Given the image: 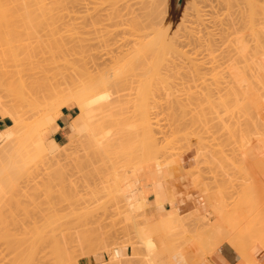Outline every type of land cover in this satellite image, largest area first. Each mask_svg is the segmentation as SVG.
<instances>
[{
    "label": "rangeland",
    "instance_id": "obj_1",
    "mask_svg": "<svg viewBox=\"0 0 264 264\" xmlns=\"http://www.w3.org/2000/svg\"><path fill=\"white\" fill-rule=\"evenodd\" d=\"M22 1L25 2L26 0H22ZM28 1L30 2L31 0H28ZM183 1L184 0H168V8H169L170 13H169L168 22L166 23V27L170 26L169 27L170 29H168L169 33L175 30V26L179 21L180 14H181L182 9H183ZM56 2H57V0H56ZM85 2L86 1L84 0L82 2V4ZM75 3L72 2V0H71V3L69 1L66 3L67 9H68V6L70 5L69 6L70 8L68 9L69 11H67L65 6H64V8L66 9V11L61 9L62 12L60 13L59 12L60 9L58 12L56 10L57 16L54 13V21L58 20L57 21L58 24H57V22L56 23L54 22L55 23L54 26H36L35 29H33V30L32 29L27 30L25 28L17 26L19 24H15L16 27H9V29H5V28L0 29V35H3L4 33H7V32L14 34V36H16L17 39L25 41L23 43H27V45H28V46L26 45L24 47H21L19 49L27 50L31 54L33 53L34 55H38L41 52L42 48H43L42 51H44V52H47L48 50H52L54 52L61 50L63 52L72 53V51L79 50L78 47H80V50H81V47L83 49V46H84V49H87V50H84V53L93 54L97 49L96 47H99L98 44H101V42L95 41L97 39V35H100V33L95 34V31H93L94 29L91 31V30H89L90 28H87L86 30H85V28H83V23H84L85 19L87 18L86 17L87 13L83 10L84 9L83 6L80 5V7H81L80 8ZM74 4H75V6H74ZM71 5H72V7H71ZM162 5L163 4L161 3L159 6H162ZM90 6L92 7V5H90ZM164 6L165 5H163L161 7L164 9H159V11L161 10L162 12L160 11L159 13H156V15L158 14L159 16L160 15L163 16L164 14H168L166 12L167 9H165L166 6L165 7ZM173 7L174 8L176 7V8L174 9ZM70 9H72V10H70ZM171 10H172V12H171ZM71 11H73V12H71ZM74 11H76L77 13H75ZM163 11H165V13ZM84 13L86 15H84ZM77 14L78 15L80 14V16H78ZM58 15L61 18H59ZM69 15L72 16V18ZM20 16H21V14H20ZM62 16H63V19H62ZM67 16H69V17H67ZM61 19H62V21H61ZM61 23H63V26H61L62 25ZM58 25H60V26H58ZM69 25L71 26V28L67 27ZM64 26L67 28H65ZM75 27L77 28V30L75 29ZM259 27H261V28L259 29ZM205 28H207V27H202L198 30H197V28H195L193 30H195L197 32L199 30L202 31V29H203V31L206 35V33H208V31ZM210 28L211 27H208V30ZM251 28L247 29L246 31L244 30V32H242V28H241V30H240V28L238 29L241 32L238 30L234 31L233 32L234 35L233 34L232 35L235 38L237 37V39L233 38V36L231 34L226 33L227 34L226 40H228V38L230 36L232 37V38L231 37L229 38L230 40L234 39L231 41L229 40L233 44V45L231 44V47L229 46L230 42L229 41L226 42V40H225L226 36H225V38L224 37L222 38L223 41L225 40L226 43L220 40L222 43L226 44V46H223L224 44H222V43H221L222 46H220V42L216 43L215 51L218 49L217 53H220V54H217V56L219 55L216 58L218 60H214V63H215V61H217L218 63H215L216 67L213 64L214 68L210 69V67H209L208 72H206V73H209V70H211L210 73L212 72L214 74L206 75V73H204V75H203L204 82L203 81L202 82L189 81V80H192L193 78L192 79L189 78V80H187V78H188L187 73H190V72H188V70H186L187 71L186 72L185 69L183 71V67L188 66L190 64L189 61L191 62V58L194 59V57H192V55H190L191 58H189L190 60L188 59L189 60L188 61L187 56L188 57H190V56L188 54H185V53H187V52H185V48H184V50L182 49L183 52H185V53H183V52L182 53L185 56L187 55L185 57L186 61H188V62H186L187 65L184 64L185 66H183V65H181L182 63L181 64L179 63L181 65L179 68H178L179 64L177 65V68H173L171 65L172 69L169 70V68H168L169 71L167 70L166 72H165V70L162 72V70H161L162 67H161L160 70L162 73H160L159 72L160 70H159L157 72L158 74L156 73L157 74L156 76L149 77V76H152L150 74L151 73L150 72L149 73L150 75L142 77L140 79V81H143L141 83V86H143V84H144V86H143L144 90L143 91H145L146 89H149V88H147L149 86H150V88L151 87L153 88V86H155L158 82H160V85L156 86V88L158 87V89H156L155 87L154 88L156 91L157 90L159 91V86H160V90L161 89L162 90L157 93V92H155V90L152 89L154 93L158 94V95H156V94H149L152 91L150 89L151 91H149L148 93L146 92L150 96L145 95V94H143V96H142L141 95L142 87H141V88H139L140 89L139 90L140 95L138 96L139 100L144 97L147 99L146 101H149L152 105H154L156 103H154V101H152V100H155L156 98H158L160 100V98L164 96V101H163L164 104H162V103L161 104L164 106L167 103L166 104L167 107L164 106V109L166 108L165 111L162 108V106L160 107V105H158L159 104L158 102H162L161 100L160 101L155 100L157 102V105L156 106L154 105V109H153V107H152V110L150 109L151 110L150 113L152 114L151 116H153V113H157L158 110H159L158 111L159 114L162 113V114H160V116L158 118H154V116L157 114H155L153 117H151V121L154 120L152 122V125L157 122L155 125H153V127L157 125L156 126L157 129H154L151 127V133L153 132L154 136L151 134L153 136V137H151V139L153 141L150 142L149 147H150V149H153V151H150V153L155 152V153H153V155L157 156L156 159H158V161L155 160V158L152 159V161H151L152 165H154L156 163H159L162 165V163H165L164 160L166 162L168 160V162L165 163L168 165L167 173H165V175H163V177L161 175V178L163 181H161L160 175L159 176L156 175L157 177H159L160 180H158L157 177L155 176V178H156L155 180L157 182L153 181V178H154L153 176H151V177H153L152 179H149L150 176L144 175L143 179L141 181H139V183H136L134 180H129L128 178L124 179V180H120V181L118 180V182L117 181L116 182L119 185L118 186L115 185L116 186V189H115L113 182H111V180H109V176H110L109 174L111 171L110 168H109L110 171L107 169V171L103 170L104 172L100 171V169H102L100 167H104V166H99L98 167L99 169L98 168H96V169L87 168L88 164H89L88 158H86L85 156L80 157L83 154V150H85L84 149L85 145H84L82 151H80V149H81L80 142L71 143V141L73 140V136L72 137L70 136V139L68 137H66V139L64 140V142L66 141L65 145H59L58 144L60 146V148H58V150L55 152H47L45 154L42 153V155H40L41 154L40 152H39L40 154H37V153L34 154V152H33L32 156L27 155L28 158H26V155H25L26 151H27V154L30 152V150L33 151L32 146L35 147V144L34 145L32 144V146L28 147L27 144H24L25 142L23 143L28 148L26 150H22L20 152L21 154H19V153L16 154V152H15V155L16 156L20 155L21 158L22 157L25 158L24 160H23V158L20 159L23 162H25L24 165H26V163H30V161L32 163H30L28 166H26L27 168L25 167L26 168L25 175H23V173H22V175L17 179L16 185H15L16 190L13 189L14 193H12V192L8 193L7 191H5V193L2 194V196H0V202L3 203L2 205L0 204V214L4 215V213L6 212L4 216L7 217L6 215H10L12 213L11 211H13L14 213H12L10 215V217L8 216L9 217L8 222L10 224L13 223L14 227L12 225L11 226L14 229H15V227H16V229H18L17 226L22 225L21 220H19V219H34V218L35 219H38V218L42 219V217H44V218L52 217V216H49V214H50L49 211H48L49 213L47 212L48 214L46 213V209L48 207V204H50V207L53 205V210L50 208L51 211L52 212L55 211V213H56V214H53L54 215L53 218L59 219V220L60 219L65 220V221H63V223L65 225H62L61 226L62 229L61 228L60 229L64 230L65 227L69 228L68 230L65 229L66 233H63V231H60L64 235L63 237H62V235H59V234H57V236H56V233L58 231L57 232L56 231L50 232L51 233L50 236H52L50 238V239H52L51 240L52 241V244H51L52 248L55 247L56 250H54V251H57V253H58L57 254L55 252L56 254H54V255L51 253V250L49 252V249H47V247H45V246H47V244H45V246L42 244V242L44 240L43 234L46 237V235H45L46 233H44L46 231H42V234H40L41 236L39 237L40 239H37V240L41 241V242L38 241L39 242V245H38L39 248L38 249H41L42 246H44L45 248L43 247L44 248V249H42L43 252L40 250V252H41L40 255L42 254L41 256L45 257L44 254L47 253L51 257L52 256L53 257L50 258L47 256L49 258V260L51 259V262H49V261L47 262V261H45V259L41 258L44 261H41V263H39V264H51L53 260H54V263H52V264H148V263L151 264L150 261L148 260L149 261L148 262L146 259H150V260L154 259L155 262L156 261L158 262L157 264H202V262H204L203 258L205 259V262H206V260L208 261V262H206V264H264V254H263L264 250L260 247L258 237H256L257 235H261L263 233L262 230L264 229V205H261V204L258 205L259 203H257L256 204L257 208L254 206L255 208L253 207V209H255V210H253L252 206L251 207L249 206V204L251 202L249 199L250 195L248 196V194H250V189H258L260 194H262V196L264 197V88H263L264 85H262V84H264V26L262 27V26L257 25V26H255V28H253V29H251ZM212 29L213 28H211L209 30L210 34H207V35H209V36H211V35L213 36L214 34L218 35V34H216L217 33L216 30L213 31L214 29L213 30ZM86 31H88V32H86ZM186 31L187 32L189 31L192 33L195 32V31H192V29L186 30ZM237 31L240 32L241 34L243 33L244 36L242 37L243 34L241 35L240 33H239L240 35L237 36L238 35ZM28 32H30V33L35 32L38 35H36V37L34 36V38H33V36L27 37L26 35L28 34ZM92 32L94 33V35L91 34V36H90V33H92ZM106 32L104 33V31H102L103 37L104 36L107 37L110 34V33L108 34ZM196 32L194 34H197V35L200 34L199 32L198 33H196ZM211 32H212V34H211ZM103 33H104V35H103ZM179 33H181V34H179ZM182 33H183V31L181 32V30H178L177 32L174 33V35L177 34L178 37H180L179 35L182 36ZM185 33L186 32H184L183 34H185ZM204 33L202 34V32H201V36L204 35ZM50 34H53V35H50ZM235 34H236V36H235ZM95 35H96V38H94ZM99 37L100 36H98V38ZM215 37H216V39L218 38L217 36H214V38ZM92 39L93 40L95 39L94 40L95 42H93ZM100 39H101V37H100ZM238 39H240V42L237 43ZM104 40L106 42L105 45H107V43H110L109 42L110 40L109 41L107 39H104ZM180 40H182V39H180ZM217 41H219V40H217ZM81 42H82V44H81ZM217 44H219V47H217ZM39 45H41V47ZM90 45H94V46L92 47ZM91 47L93 48L94 51L91 50L92 49ZM227 47L230 48L229 51H228L229 48H227ZM7 49H8V47L6 45L0 44V55H2V53L5 52ZM219 49H222V51H220ZM89 50H91V52ZM99 50H100V48H99ZM232 50H233V52H232ZM239 50H240V53H242L240 55L238 53ZM187 51H188V49H187ZM191 51H193V50L189 49V53ZM230 52H232L233 55L234 54L235 55L238 54V55L233 56L232 54H230ZM223 53H225V54H223ZM228 53L231 55L232 58L229 56ZM215 54H216V52H215ZM184 55H183V57H184ZM224 55L226 57H224ZM227 55L229 56V58L227 57ZM243 56H244V58H243ZM215 57H216V55H215ZM223 57L225 58L224 60L226 62L223 60ZM185 58H184V60H185ZM177 60H179V59H177ZM177 60H175V61H177ZM227 60H229V61H227ZM243 60H244V62H243ZM221 61H223V62H221ZM239 61H241V62H239ZM222 63H223V65H225L226 63L227 64H226V66H223ZM6 64H7V62H5L3 60V57H2V60L0 61V71L5 70V68L7 66ZM210 65L211 64H209L208 66H210ZM213 65H212V67H213ZM222 66H223V68H222ZM218 67H219V69H218ZM185 68L189 69V67H185ZM243 68L245 69L246 72H242V71H244ZM180 69L182 70V72H180L181 71ZM213 69L218 70V71L216 72ZM238 70L241 71L242 74ZM171 71H173V72H171ZM174 71L175 72L178 71V73H176L177 79H178L179 75H182V76L185 75L187 78L185 76H183L185 78H183L180 82H177V81H179V79L176 81V79L173 77V76H175ZM172 73H174V74L171 76ZM225 73H226V75H225ZM228 73H229V75H228ZM235 74H238L239 77H238V75H235ZM243 74L244 75L247 74V75L244 76ZM261 76H263V77L261 78ZM168 77H169V79H168ZM170 77H172L173 79L172 78L170 79ZM243 77H245L246 79ZM226 78H228V79H226ZM229 78L231 81H229ZM235 78L237 79V81L235 80ZM2 79H3V76H2ZM158 79L160 81H158ZM185 79H186V82H182ZM210 79H211V81H214V83L217 82V84H219V85L214 84V86H213L214 88H213L211 85H209L210 83H212L211 81L210 82L208 81ZM243 79H245L246 81L245 80L243 81ZM0 80H1V76H0ZM166 80L167 81L172 80V84H170V82H168L170 85L169 84L166 85V83H165V82H167ZM174 80L176 81L175 83L173 82ZM199 80H202V79H199ZM58 81L59 80L57 79V82ZM161 81H162V83H161ZM163 81H165V82H163ZM222 81H224V82H222ZM59 82H61V81H59ZM64 82L65 83H63V81H62L60 83V85L56 82H52L50 86H53L55 88V85L57 84V86L60 87V89H59V87H57L60 90V92L62 91L61 89H63L64 92L66 90L67 91L71 90L70 89L71 86H69L71 83H68V81H64ZM229 82H231V83H229ZM232 82H235L236 86H234V88L237 89L238 92L241 93V95L238 94V92H236L237 90L234 91V88H232L234 84ZM62 83L65 85H63ZM188 83L191 86H187L186 84H188ZM191 83H193V84H191ZM196 83L198 85L201 84V87H200V85H199V87L204 92L201 91L197 87L194 89L193 88L190 89V87H192L194 84L196 85ZM180 84H182V85L185 84L186 86H182ZM224 84H227V85H224ZM62 85L64 86V88L63 87L61 88ZM179 85L181 87H179ZM212 85H213V83H212ZM174 86H176L174 88L176 91V92L174 91L175 94L173 92H170V91L168 92V89H170ZM202 86H203V88H202ZM228 86H229V88H228ZM238 86H243L244 89L242 88V90H241V87H238ZM54 88H52V89H54ZM57 88H55L53 91H56ZM226 88H228L229 90ZM217 89H221V90L218 91ZM231 89H233V91ZM32 90H33V87H32ZM40 90L43 91L42 96L43 95L45 96L44 101L48 100L47 104L49 101H51V100H49L50 96H51L50 99H52V98L55 99L56 97L59 96V95L58 96L54 95V93L51 94L52 90L49 89V90H51L49 92L48 87H45V89H44L43 85H42V88ZM59 90H57L58 94H60ZM170 90L173 91L172 89H170ZM178 90H179V93H178ZM191 90H193V91H191ZM189 91L194 92V93L198 92L199 94L202 92V94H200V95H204L207 92V95L206 96L204 95V97H203L204 100L199 101L200 98H198L196 96V94L192 93L193 95H191V96L188 95L187 93H189V94L191 93ZM246 91H248V93ZM34 92H36V91H34ZM183 92H184V94H183ZM234 92H235L234 95L239 96L237 100L235 98L236 96L233 97ZM47 93H49L51 95H48ZM67 93H69V92H67ZM159 93H161V94H159ZM251 93H254V94H251ZM179 94H183V95L187 94L188 97L189 96L190 97L195 96L194 99L198 98L197 100L199 102L197 101L196 103H194L193 102L194 100L191 101L190 97L187 99L186 96H184L185 97L184 98L183 95H180V97H181V99H180L178 97ZM246 94L249 97L248 96L244 97ZM53 95H54V97H53ZM63 95H64V93H63ZM223 95L226 96V99H225V96L223 97ZM242 95H243L244 99H242L243 98ZM42 96L39 97V95H38V97L36 98L39 106H40V104L44 105V103H43L44 96H43V98H42ZM47 96H49V97H47ZM172 96H176L178 98L174 99ZM218 96L220 99L218 98ZM254 96L255 97L257 96V97L255 98ZM210 98L212 100H210ZM221 98L224 99V101ZM14 99H15V96H11L10 98L9 97L5 98L3 93L0 91V101L1 102H6L9 100H14ZM34 99H35V97H34ZM39 99H41V101ZM166 99H167V101H165ZM168 99L170 101L174 100L176 102V104H178V105L174 106L173 105L174 101L171 103V102H169ZM176 99H179L180 103H177ZM216 99H217V101H216ZM249 99H251V101H249ZM189 100L193 104H188L187 101L189 102ZM220 100H222V101H220ZM226 100H228V101H226ZM231 100H233V103L238 101L237 102L238 104H236V106L233 103L230 104V102H232ZM234 100H236V101L234 102ZM243 100H246V101H243ZM255 100H256V102H254ZM38 101H40L42 103H40ZM239 101H241L240 103L242 105L239 104ZM203 102L204 103L207 102L208 104L211 102L212 104H214V103L215 104H214V107L212 106L213 108L209 104L210 105L209 107H211V108H209L208 106H206V104L204 105ZM221 102H222V104H221ZM228 102H229V104H228ZM243 102L244 103L247 102L246 103L247 106ZM199 103H202L203 108H200L201 105ZM217 104H218V106H217ZM226 104H227V106H226ZM48 105L50 106V104H48ZM194 105H196V106L198 105V108H200L199 109L200 111L197 110L198 109L197 107H196L197 109L195 107H193ZM223 105H224V107H223ZM158 106L160 107V109ZM179 106H180V108L185 107L186 109L184 108L185 109L184 114H189V116L186 117V115L181 114V112H178L179 109H177V108H179ZM1 107H0V117L2 119H8L9 120V123L7 124V126L0 129V162L3 163V165H4L7 162V159L5 158L6 157L5 154H8L5 152H10L13 154L14 151H17V149L19 148L20 139L22 137L18 138L17 135L7 137L5 135V131L8 128H11V126H12L10 119L6 118L7 113L11 114L12 118H14L15 116L13 113L7 112L6 107H5L6 109H4L3 106H1ZM69 107L75 108L74 104H70ZM190 107H191V109H190ZM235 107H240V108H237V110H236ZM40 108H42V107H40ZM161 108L163 109L164 112L160 111ZM193 108H195L199 112H197V111L195 112V110ZM25 109L26 110L28 109V111H30L33 109V107H29V108L26 107ZM155 109H157V110L155 111ZM192 109H193V111H191ZM233 109H235V111ZM249 109L252 110L251 111L252 113L250 112ZM39 110L37 112L35 111L36 114L31 113L32 111L28 112V113H30L29 114L30 116L27 114L25 117L28 118L27 116H29V118H30L31 114H32V117H31V119L28 118L29 120H27V121L25 120L26 124L28 123V121L30 123V121L33 119L32 121L34 122L35 120H37L40 117V116H37V115L41 114V112L39 113ZM170 111L172 112V114L174 112L176 114V111H177V113H179L181 116L184 115V119H183V117H181L183 120L180 121V119H179L180 122L176 121L177 122V123H175L176 125H172V127H171V125L168 122L167 123L165 122L166 121L165 119L168 116L170 117V115H168V113L171 114ZM232 111H234V113ZM248 111H249V113H248ZM75 112H76L75 113V116H76L79 113L77 108H75ZM183 112H184V110H183ZM191 112H193V113H191ZM235 112H237L236 113L237 115H239V114L243 115V113L244 114L246 113L245 115H243L244 117L242 116V118H244V119L242 120L240 115H239V117H237ZM199 113H201V114H199ZM212 113H213V115L216 114L218 116V118L220 117L223 120H221L220 118L219 119L217 118L218 120L217 119H210V118L216 117V116H211ZM232 113H233L234 119L231 118ZM256 113H257V116H256ZM198 114L201 115L202 118L201 117H198L197 119L192 118L193 116H195V117L199 116ZM180 115H176V116H179V118H180ZM219 115H221V116H219ZM223 115H224L225 119L222 118ZM225 115L227 117H225ZM157 116H155V117H157ZM161 116H163V117H161ZM34 117H36L37 119L34 120ZM190 117L192 119H190ZM168 118H167V121H168ZM200 118L202 120L205 118H208L209 120H211V121L213 120L215 122L210 124V122H207L209 120L206 121V119H205V121L207 123L204 121H203L204 124H202L203 122H198V124L205 126L207 129L209 126H210V128L212 127V129H209V131L207 130L208 132L206 134L202 135V136H204V137H202V139L206 143H204L202 141L203 145L198 147V145L199 144L201 145V143H197L198 142L197 137L192 135V138H191V135H189L188 133H185V132H189V131L192 132L191 130H194V128L196 129V127L198 128L200 126L197 124L193 128L191 126L192 125L191 124L189 127V125H188L189 121H187V122H185V121L190 119V123H192V121H195V123H196L197 121H201V120H198ZM230 118L233 120H231ZM238 118L240 119L239 120L240 124L236 123L237 122L236 120H238ZM253 118H254V121H253ZM245 119H247V120H245ZM160 120H164V123H166V124L162 125L163 121L161 122ZM224 120L226 122H224ZM159 121L161 122L160 123L161 125L158 123ZM174 121H175V118H174ZM221 121H223V122H221ZM227 121H228V123H227ZM171 122L173 123V120H171ZM252 122H254L256 124H254V126H253ZM15 123L16 122H14V124ZM32 123H30V124L32 125ZM181 123H183V124H181ZM246 123L248 124L247 126H246ZM249 123H250V125H249ZM167 124H169V125H167ZM180 124L181 125L187 124L188 126H187V128H179ZM194 124H193V126H194ZM233 124H235V127L238 126L237 127L238 130L234 127ZM236 124H238V125H236ZM177 125H179V127ZM213 125L216 126V127H214V130H213ZM161 126H163L162 128L164 130L161 128ZM175 126H177L178 128H176ZM203 126H201L200 129ZM224 126H226L227 129L229 128L231 130V131H228L229 129L227 130L228 132H231V133H229V135L231 134V137L228 136L227 131H226V127L224 128ZM230 126H232V127H230ZM240 126H242V127H240ZM166 127H168V128H166ZM205 127L203 129H205ZM217 127H219V128L223 127L222 128L223 130L222 129L221 130L225 134L224 133L222 134L221 130H220L221 131L220 133H221V135H224L225 137L228 136L227 140H225V137L223 136L224 138L221 139V141L222 140L223 141L222 142L219 141L220 134L216 130ZM233 127L235 128V131H232V130H234ZM173 128L174 129L176 128L177 130H174ZM188 128H189V130H188ZM241 128L242 129L245 128V129H243L244 130L243 133L241 131ZM25 129H22L21 132H24ZM180 129H181V131H180ZM184 129H187V130H184ZM153 130L154 131L156 130L155 132L157 135L154 133ZM170 130L172 132L168 133V131H170ZM157 131H160L159 135L163 140L160 137H158ZM173 131H175V132H173ZM203 131H205V130H203ZM213 131H215L214 133H216L215 135H216L217 140H215V141L212 138L213 133H211V132H213ZM238 131L240 133H238ZM182 132H184L185 134H188V135H182L183 137L182 136L181 137L176 136L177 137L176 139H175V136L172 137V134L177 135V133H178V135H179ZM234 132H235V135H236V133L239 134V135L237 134V137L234 135L235 138H233ZM244 132L247 135H244ZM249 132L252 134V136L249 135ZM184 133H182V134H184ZM169 134H171L170 139L168 138ZM242 134H243V136H242ZM166 135L168 136L167 137L168 139L165 137ZM187 136H190V137H187ZM208 136H210V137H208ZM205 137H207V138H205ZM156 138H158V139L156 140ZM180 138H181V140H180ZM187 138L189 140H187ZM244 138L247 140L249 139V141L245 140ZM151 139H150V141H151ZM173 139H174V141H173ZM154 140H155V142H154ZM160 140L163 142L165 141L166 144L161 143ZM171 140H172V142H171ZM177 140H179V141H177ZM250 140L252 142H250ZM211 141H212V145H214V143H215V145H219V143H220L219 147H217L215 145L212 146L210 144ZM175 142H176V144H175ZM63 143H61V144H63ZM181 143H182V145L180 146ZM28 144L30 145L31 143H28ZM153 144L154 145L157 144V147H155ZM174 144H175V146L173 147ZM251 144L252 145L253 144H256V145L260 144V145H262V148L255 149L256 151L254 152V154H252L249 151L252 148ZM24 145H23V149H24ZM188 145H189V147L192 145L191 146L192 148L190 147L191 149L194 148V155L196 157L195 159H194V156L189 158L190 156L188 154L190 153L191 149H189L188 147H185ZM249 145H250V147L248 148L247 146H249ZM206 146H207V150H208V146H210V147L215 148L216 149L215 151L218 150V152H219V153L215 152V154H216V158H215L216 167L215 168H214L215 164L210 165L211 161H209V160H208L209 164H207V162L205 164H207L206 166H208V165H210V166L205 168V165L204 166L202 165V164H204V161H205L204 159L206 158V155H207V152H205ZM9 147L11 148V150L9 149ZM31 147H32V149H31ZM153 147L156 149L158 148L157 150L162 149L161 147H164V149L166 148L165 150H161L162 152H164V154H166L165 152H167L168 149H170L169 150L170 153L171 152H173V153L168 154L169 152H167L168 155L166 154L165 156H163L164 154L162 152L160 153L159 151H157ZM203 147H205L204 150H203ZM178 148H180V151H178L179 150ZM198 148L200 149V151ZM187 149H189V150H187ZM195 149H197V150L195 151ZM35 150L36 149H34V151ZM154 150H156V151H154ZM185 150L187 152H185ZM209 150H210V148H209ZM220 150H223V151L221 152ZM246 151H249L250 154L245 155ZM174 152H176V153H174ZM202 152L204 154L206 153L205 155H203V156H205V158H203V156H202V159H200L201 155L203 154ZM156 153H158V154H156ZM159 153H160V155H159ZM84 154H85V151H84ZM248 155H252V156H248ZM164 157L165 158L167 157V158L165 159ZM28 159H30V161H27ZM169 159L173 160V161H170ZM190 159H192V160L188 161ZM198 159H200V160H198ZM18 160H19V158H18ZM196 160L199 163H200V161L203 163H200V164L199 163H195V164L192 163L191 164L192 161L197 162ZM161 161H163V162H161ZM213 163L214 162H212V164ZM196 164H197V166H196ZM85 165H87V166H85ZM201 165L203 168L201 167ZM212 166H213V168H212ZM106 167H107V165H105V167L103 169L106 170ZM190 167H192V168H190ZM211 168L213 170H211ZM191 169L193 170V172ZM189 170H191V171H189ZM24 171H25V169H24ZM105 172H107L109 174L106 173L107 176H105L106 175ZM190 173H192V174H190ZM196 173L197 174L199 173V174L196 175ZM165 176H166V179L168 181V185L171 189V193H169V194H167L166 189H165V182H164ZM106 179H108L109 181L108 180L106 181ZM10 193H11V196L12 195L15 196L14 197L15 199L12 197V200H11ZM16 193H17V195H16ZM8 195H9L10 199H9ZM150 195L153 197L154 208L148 210L147 205L149 202L148 198ZM47 197H49V198H47ZM247 199L249 200V203L247 202ZM47 200L49 201V203H47ZM165 202H168L173 206L171 211L164 212L163 204ZM33 204L34 205L36 204V205L34 206ZM9 206L10 207L12 206V208H10ZM19 206H20V208H19ZM7 209H9L8 210L9 212L7 211ZM22 209H23V211H22ZM3 211H5V212L2 213ZM24 211H25V213H24ZM26 211L28 212V215L26 214ZM38 211H40V212H38ZM15 213H16V216H15ZM35 213H36V215H35ZM39 213H41L42 215L41 214L39 215ZM43 214L48 215V216H44ZM3 215H0V218L1 217L4 218ZM50 215H52V214H50ZM130 217L133 218L132 222H131ZM9 219H10V221H9ZM66 219H67V221H66ZM1 220H0V224H1ZM3 220H5V219H3ZM162 220H163V222L167 221V223H164L167 226H169V224L172 225V227H171L172 231L170 230V226L166 227V228L162 227V226H164ZM172 220H175V221H172ZM5 221L7 222V220H5ZM5 221H4V224H5V229H6L7 228L6 226H8V225H6ZM68 221L70 223H68ZM57 222H58V220H57ZM15 223H17V225ZM22 223H24V220ZM157 223H159V225ZM2 224H3V222H2ZM10 224L8 226L9 227L8 229H11ZM26 224H25V227L27 226ZM154 224H156L157 226ZM2 226H4V225H2ZM30 226L31 225H29V227ZM57 226H58V224H57ZM63 226H65V227H63ZM135 226H136V228H135ZM22 227H24V225ZM154 227H155V229H154ZM158 227H160V229ZM57 228H59V227H56V229ZM147 228H148V230H151V228L153 229L152 233H151V235H153V238L151 237L153 242H152V240H150L151 243H153V245H154V240H155L154 235L157 234L155 236V238H156L155 243H157V244L155 246H152V248L150 247V250L153 254V252L155 250L153 251L152 249L153 248L155 249V247L157 246L156 253L154 255H152L150 252H148L149 247L147 249V247L143 243H141L142 241L139 240L138 235H137L138 232L135 233V231H137V230L139 232H141V230L145 231V229H147ZM168 228L170 230L169 232H167ZM250 228H251V230H253L252 232H249ZM1 229H0V233L3 232V234H5L4 233L5 230L2 231ZM14 229L12 230V234H14V233L16 234V232H17V234L12 235L10 232L11 230L10 231L6 230L7 232H10V233H8V235L10 234L11 238L12 237L22 238V247L23 248H25L24 244H25V246L30 245V242L28 241L29 239L27 240L26 235H28V238H30V237L34 238L35 237V234L32 233V231H30V228L29 229L26 228L27 229L26 232L22 231L24 233H27L26 235L24 234L23 236L20 233H18V231L16 229H15L16 231L13 232ZM158 229H159V231H158ZM18 230L20 231L21 227ZM155 231H157V232L155 233ZM162 231L164 232V234ZM54 233H55L56 237H58V238L60 237L59 238L60 242L63 240L61 243L58 241L57 238L55 239ZM158 233H161V234H158ZM65 234H66L67 238L65 237ZM25 237H26V239H25ZM46 238L48 240V237H46ZM69 238L71 240H69ZM65 239H67V240L65 241ZM23 240L26 243L24 242V244H23ZM54 240H56V241H54ZM30 241H31V239H30ZM44 243H46V242L44 241ZM49 243H50V241L48 242V244ZM54 243L57 245V247H56V245L54 246ZM62 243L64 244V246L66 245L64 247V249H62L63 247H61V246H63ZM60 244H61V246H60ZM67 247L70 249H68ZM144 248L147 251L144 250ZM58 249H60L62 253H59L60 250L58 251ZM44 251H47V252H44ZM145 251H146V253H145ZM261 251H262V253H261ZM147 253H148V255L150 253L152 256L150 255L148 257ZM203 254H204V257H203ZM47 257H45V258H47ZM56 258H58L57 262L55 261ZM177 258L178 259L180 258L183 262L181 263V261L177 260ZM200 258H201V260H203L202 262H201ZM60 261H61V263H60Z\"/></svg>",
    "mask_w": 264,
    "mask_h": 264
},
{
    "label": "bare ground",
    "instance_id": "obj_2",
    "mask_svg": "<svg viewBox=\"0 0 264 264\" xmlns=\"http://www.w3.org/2000/svg\"><path fill=\"white\" fill-rule=\"evenodd\" d=\"M26 1L23 2L22 0H0V29H2V28L9 29V27H16L15 24H19L17 26H20V27L25 28L27 30H29V29L33 30V29H35L36 26H54V24L58 21V20L54 21V13L57 16V12L59 11V9H60V11H59L60 13L62 12L61 9L66 11V9H67L66 3L68 1L71 3V0H60V1L57 0V2H56V0H49V1L48 0H31L30 2L28 0H26ZM81 1L83 2L84 0H80V1L79 0H76V1L72 0V2H74V3L76 2L75 4L77 6H79V7H80V5L83 6L84 9L83 8L82 9L87 13V15L84 13V15H86L87 18L85 17L86 19L83 23V28H85V30L87 28H90L89 30H91V31L94 29L93 31H95V34L100 33V35H97V39L96 40L94 39V40L97 42H101V44H98L99 47H96L98 50L96 49V51L93 54L84 53V50H87V49H84V46H83V49L81 47V50H80V47H78L79 50L72 51V53L63 52L61 50H59V51L55 50L56 52H54L52 50H48L47 52H44V51H42L43 50V48H42L41 52L38 55H34L33 53L31 54L27 50L19 49L21 47L26 46L27 43H23L25 41L17 39L16 36H14V34L7 32V33H4L3 35H0V44L6 45L8 47V49L5 52H3L2 55H0V61L2 60V57H3V60L5 62H7V64H6L7 66H6L5 70L0 71V76H1L0 91L3 93L5 98H8V97L10 98L11 96H15L14 100H9L6 102L0 101V107L3 106L4 109L7 108V112L13 113L15 116L14 118H12V115L7 113L6 118L10 119L12 126H11V128H8L5 131V135L7 137L16 136V135L18 138L22 137L20 139V144H19V148L17 149V151H14L13 154L10 152H5V153H8V154H5V156H6L5 158L7 159V162L4 165H3V163L0 162L1 163L0 164V169H1L0 170V196H2V194L5 193V191H7L8 193L9 192L14 193V190H16L15 185H16L17 179L22 175V173H23V175H25L26 168H27L26 166H28L30 163H32L30 161V159H28L27 161H30V163H26V165H24L25 162H23L20 159L23 158V160H24L25 158L24 157L21 158L20 155H17L18 156L17 157L15 155V152H16V154L17 153L21 154L20 152L22 150H26L29 146H32V144L33 145L35 144L36 148L34 146H32L33 149H32V147H31V149L33 151L30 150V152H31V153L29 152L30 154L29 153L27 154V151H26L25 155H26V158H28L27 155L32 156L33 152H34V154H36V153L40 154L41 153L40 155H42V153L45 154L47 152H55L58 150V148H60L59 145H65L66 141L63 144H59V143L55 142L52 138V134L56 129V119L61 116L60 115L61 109L65 108L69 104H74L75 108L78 109L79 113L75 117H73L70 121H68L67 126H66V130H67L66 137H68L70 139V136L71 137L73 136V140L71 141V143L80 142V147H81L80 151H82V149L85 145V148H84L85 150H83V154L82 155L80 154L81 156L80 155L79 156L80 157L85 156L86 158H88L89 164H88L87 168L96 169L99 166L105 167V165H107L106 170L103 169L104 167H100V168H102V169H100V171L104 172V171H107V169L109 170V168H110V170H111V171L109 170L110 174L107 172H105V174L107 173L110 175L109 180H111V182H113L115 189H116V186L119 185L117 183L118 180L120 181V180H124V179L128 178L129 180H134L136 183H139V181H141L143 179L144 175L150 176L149 179H152L154 177L153 181L157 182L155 180L156 175L157 176L160 175V178H161V175L163 177V175H165V173H167L168 165L165 163H167L168 160H167V162L164 160L165 163H162V165L159 163H156L154 165L151 164V161L154 158H155V160L158 161V159H156L157 156L153 155V153H155V152L150 153V151H153V149H150V147H149L150 142L153 141L151 139V137L154 136L153 132L151 133V127L154 129H157L156 128L157 125L153 127V125H155L157 122L152 125V122L154 120L151 121V117H153L155 114H157L158 116L155 115L157 117L154 116V118H158L160 116V114H162V113L159 114V112H158L159 110H158L157 113H153V116H151L152 114L150 113V111L152 110V107L154 109V105L155 106L157 105V102H156L157 100L162 101V102H158L159 103L158 105H160V107L162 106L163 109H164V106L167 107V105H166L167 103L164 106L162 105V104H164V102H163L164 96L161 97L160 100L158 98L155 99L156 101L152 100V101H154V103H156V104L153 103L154 105H152L149 101H146L147 99L144 97L139 100L138 99V96L140 95V93H139L140 89L139 88L142 87V91L144 90V87H143L144 84H143V86H141V83L143 81H140V79L142 77L148 76L150 74L152 76H149V77L156 76L158 74L157 72L160 70L161 67H162V69H161L162 72L164 70L166 72L168 70V68H169V70H171L172 67L177 68V65L179 63L180 64L182 63L181 65L185 66L184 64H186V62H188L190 60L189 59V58H191L190 55H192V57H194V59L191 58V62L189 61V63L191 65L189 64L190 66L189 65L185 66V67H189V69H186L185 67H183V71L185 69V71L188 70V72H190V73H187L188 78L185 75H183V76H185L187 78V80H189V78L194 79V80L192 79L189 81H197V82L203 81L204 82V80H203L204 79L203 78L204 73L208 72L209 67H210V69H212V68H214L215 63H218L217 61H215V63H214V60H218V59H216L219 56V55L217 56V54H220V53H217L218 49L215 51L216 43L220 42V46H222L221 45V43H222L221 41H223L222 38L223 37L225 38V36L227 34L232 35L233 32L238 30L239 28H240V30L242 28V32H244V30L246 31L247 29H249L251 27H252L251 29H253L257 25L262 26V27L264 26V0H188V1L184 0L183 1V9H182V12L180 14L179 21L175 26V30L170 32V33L168 31V29H170L169 28L170 26L166 27V23L168 22L169 13H170L169 8H168V0H85L86 2L83 4ZM161 3L166 6L165 9H167L166 12L168 14H164L165 16L162 14L163 16L160 15L161 16L160 17L158 14L156 15V13H159L161 11V10L159 11V9H164V8H161L163 5L159 6ZM75 4H74V6H75ZM90 5H92V7ZM64 6L66 9L64 8ZM69 6H68V9L70 8ZM71 7H72V5H71ZM68 9H67V11H69ZM72 9H70V10H72ZM56 10H57V12H56ZM71 12H73V11H71ZM74 12L77 13L76 11H74ZM163 12L165 13V11H163ZM171 12H172V10H171ZM20 14L22 17L20 16ZM80 14L79 15L77 14V15L80 16ZM69 16H67V17H69ZM70 17L72 18V16H70ZM59 18H61V17L59 16ZM62 19H63V16H62ZM62 19H61V21H62ZM57 24H58V22H57ZM61 24L60 25L63 26V23H61ZM60 25H58V26H60ZM201 26L207 27V28H205L208 31V33H206V35L210 34L209 30L211 28L214 29V30L212 29L213 31L216 30V32H217L216 34H218V35H215V34L213 36L211 35L212 37L209 35L206 36L204 31H203L204 28L202 29V31L199 30L197 32L195 30H193L195 28H197V30H198V29L202 28ZM67 27L71 28L70 25ZM67 27H65V28H67ZM208 27H211V28L208 30ZM260 28L261 27H259V29ZM75 29L77 30L76 27H75ZM190 29H192V31H195L196 33L199 32L200 33V34H198L199 36L197 34H194L195 32L192 33V32L186 31V30H190ZM178 30H181V32L183 31V33L184 32H186V33L185 34L182 33V36L179 35L180 37H178V35H177L178 33H177V34H175L176 35L175 36L174 33L177 32ZM240 30H238V31H240ZM102 31H104V33L107 31L106 33H108V34L110 33L109 34L110 36L107 34L109 37L107 36L108 37L107 38L104 36L105 37L104 38L102 36ZM86 32H88V31H86ZM201 32H202V34L204 33V35L201 36ZM240 32H238L237 36H239L241 34ZM104 33H103V35H104ZM91 34L94 35L93 32L90 33V36H91ZM179 34H181V33H179ZM211 34H212V32H211ZM36 35H38V34H36L35 32H31V33L28 32V34L26 36L27 37L33 36V38H34V36L36 37ZM50 35H53V34H50ZM98 36H100L101 39H100V37L98 38ZM214 36H217L218 38L216 39V37L214 38ZM235 36H236V34H235ZM243 36H244V34L242 35V37ZM94 38H96V35L94 36ZM229 38H228V40H226L227 39V36H226V38H225L226 42L230 40ZM233 38H235V37L233 36ZM104 39H107L108 41L110 40L109 41L110 43H107V45H105L106 42ZM180 39H182V40H180ZM235 39H237V37ZM240 39H238V41L236 40L237 43L240 42ZM94 40L92 39L93 42H95ZM217 40H219V41H217ZM225 40L223 42H225ZM231 40H234V39H231ZM81 44H82V42H81ZM222 44H224V43H222ZM231 44L232 43L230 42V44H229L230 47H231ZM39 46L41 47V45H39ZM90 46L93 47L94 45H90ZM223 46H226V44H224ZM217 47H219V44H217ZM99 48H100V50H99ZM184 48H185V52H187V53L183 52ZM227 48H229V47H227ZM180 49L181 50L183 49V50L181 51ZM187 49H188V51H187ZM189 49L193 50V51H191L189 53ZM222 49H219V50L222 51ZM91 50H93V48ZM91 50H89V51L91 52ZM229 50H230V48L228 49V51ZM182 52L185 54H188L190 56V57H188L186 55L187 60L189 59L188 61H186V58H185L186 56ZM215 52H216V54H215ZM232 52H233V50H232ZM232 52H230V54L233 55ZM238 53H239V55L242 54V53H240V50ZM214 54L216 55V57ZM223 54H225V53H223ZM230 54H229V56L231 57ZM183 55H184V57H183ZM237 55H235V56H237ZM229 56L227 55L228 58H229ZM244 56H243V58H244ZM224 57H226V56L224 55ZM224 57H223V60L225 59ZM184 58H185V60H184ZM177 59H179V60H177ZM175 60H177L178 62ZM229 60H227V61H229ZM221 62H223V61H221ZM239 62H241V61H239ZM243 62H244V60H243ZM180 64L178 65V68L181 66ZM209 64H211V65L208 66ZM226 64L223 65V63H222L223 66H226ZM171 65H172V67H171ZM212 65H213V67H212ZM223 66H222V68H223ZM215 67H216V65H215ZM218 69H219V67H218ZM161 70L159 71L160 73H162ZM210 71L211 70H209V73H206V75L214 74L212 72L210 73ZM214 71L217 72L218 70H214ZM171 72H173V71H171ZM180 72H182V70ZM239 72L242 74V72H246V71L244 69V71H242V72L239 71ZM174 73H175V76H173V77L176 79V81L179 79V81H177V82H180L183 78H185L182 75H179L180 78L178 77V79H177L176 73H178V71L177 72L174 71ZM174 73H172L171 76ZM225 75H226V73H225ZM228 75H229V73H228ZM235 75H238V74H235ZM245 75H247V74H245ZM2 76H3V79H2ZM238 77H239V75H238ZM262 77L263 76H261V78ZM171 78L172 77H170V79ZM230 78H229V81H231ZM243 78H245V77H243ZM57 79L61 82L63 81V83H65L64 81H68V83H71L69 85V86H71L70 87L71 90H69V91L66 90L64 92L63 89H61L62 91L60 92V90H59L60 87L57 86V84H56L55 88L59 87V89L57 88V90H59L60 94L57 93L58 92L57 90L53 91L55 88L53 86H50V85L52 82L58 83L59 81L57 82ZM168 79H169V77H168ZM199 79H202V80H199ZM226 79H228V78H226ZM245 79H243V81ZM235 80L237 81L236 78H235ZM158 81H160V80L158 79ZM176 81L174 80L173 82L175 83ZM208 81L210 82L211 79ZM61 82H59L58 84L60 85ZM163 82H165V81H163ZM168 82H170V84H172V80L171 81L169 80V81L165 82L166 85L169 84ZM182 82H186V79ZM211 82L213 83V85H212V83H210L209 85H211L212 87L214 86V84H217V82L216 83H214V81H211ZM222 82H224V81H222ZM161 83H162V81H161ZM229 83H231V82H229ZM232 83L234 84V85L232 84L233 85L232 88H234V86H236L235 82H232ZM191 84H193V83H191ZM42 85H43L44 89H45V87H48V90L51 89L52 91L49 90V92L51 91V94L54 93V95H56V96L59 95L58 97L55 96L56 97L55 99H53V98L50 99L51 96L50 97L47 96V97H49V100H51L48 102V104H50V106L47 104L48 100L44 101L45 100L44 95H43L44 96V99H43L44 105L42 104L43 105L42 106L40 104V106H39V104L37 103L36 98L38 97V95H39V97H41L42 93H43V91L40 90L42 88ZM63 85H65V84H63ZM63 85L61 86V88L62 87L64 88ZM157 85H160V82H158L155 86H153V88L152 87L150 88V86H149V87H147L149 89H146L143 92L141 91V95L142 96H143V94H145V95H149V94L158 95L157 93L159 91H161L162 89L160 90V86H159V91L158 90L156 91L155 88ZM180 85H182V84H180ZM180 85H179V87H181ZM186 85L191 86L189 83ZM186 85L183 84L182 86H186ZM196 85L194 84L193 85L194 87L192 86V87H190V89H192V88L194 89L197 87L201 91H203L200 88L201 84H199L200 87L197 83H196ZM217 85H219V84H217ZM224 85H227V84H224ZM262 85H264V84H262ZM176 86H174L170 89L173 90ZM229 86H228V88H229ZM32 87H33V90H32ZM238 87H241V90L243 88V86H238ZM52 88H54V89H52ZM202 88H203V86H202ZM228 88H226V89H228ZM263 88H264V86H263ZM150 89L155 90V92H157V93H154L153 90L151 91ZM156 89H158V87ZM170 89H168V92L170 91V92H173L175 94V92H176L175 89L173 91H171ZM217 90L219 91L221 89H217ZM231 90L233 91V89H231ZM235 90H237V89L234 88V91ZM34 91H36V92H34ZM149 91H151V93L147 94ZM191 91H193V90H191ZM191 91H189V92H191ZM67 92H69V93H67ZM236 92H238V90ZM246 92L248 93V91H246ZM63 93H64V95H63ZM178 93H179V90H178ZM192 93H194V92H191L190 94L187 93V94L191 96V95H193ZM197 93H194V94H196V96L198 98H200L199 101L204 100L203 99L204 95L205 96L207 95V92L204 95H200V94H202V92L200 94L198 93L199 95ZM47 94L51 95L49 93H47ZM159 94H161V93H159ZM183 94H184V92H183ZM183 94H179L178 97L181 99L180 95H183ZM187 94L183 95V97L186 96V98L188 99L190 96L188 97ZM234 94H235V92L233 93V95ZM238 94L241 95V93H239V92H238ZM251 94H254V93H251ZM54 95H53V97H54ZM43 96H42V98H43ZM219 96H218V98H219ZM224 96L225 95H223V97ZM235 96L236 95H234L233 97H235ZM247 96L248 95L246 94L244 97H247ZM34 97H35V99H34ZM172 97L174 99L178 98L176 96H172ZM192 97H190V100L191 101L194 100L193 102L196 103L198 101L197 100L198 98L194 99L195 96L193 98ZM238 97L239 96L235 97L236 100L238 99ZM242 97H243V95H242ZM244 97L242 99H244ZM41 99H39V100L41 101ZM225 99H226V96H225ZM190 100H189V102L187 101V103L193 104V103H191ZM210 100H212V99L210 98ZM222 100L224 101V99H222ZM222 100H220V101H222ZM228 100H226V101H228ZM236 100H234V102ZM256 100L254 102H256ZM40 101H38V102H40ZM165 101H167V99ZM173 101L174 100H172V101L169 100V102H171V103ZM176 101H177V103H180L179 99H176ZM216 101H217V99H216ZM231 101L232 102L229 101L230 104L233 103V100H231ZM241 101H239V104H241L240 103ZM243 101H246V100H243ZM249 101H251V99H249ZM229 102H228V104H229ZM237 102H235L233 104L236 106V104H238ZM40 103H42V102H40ZM173 103H174L173 104L174 106L178 105V104H176L175 101ZM246 103H244V104L246 105ZM199 104L201 105L200 108H203L202 103H199ZM205 104L208 107L210 105H211V107L212 106L214 107L215 103L212 104L210 102L209 103L210 105H209L206 102V103H204V105ZM221 104H222V102H221ZM180 106H179V108H177V109H179L178 112H181V114H184L186 108L184 107L185 108L184 109L182 107L183 108L182 109V108H180ZM217 106H218V104H217ZM226 106H227V104H226ZM26 107H28V108L33 107V109L28 111V109L27 110L25 109ZM40 107H42V108H40ZM160 107H159V109H160ZM193 107L198 108V105L197 106L194 105ZM211 107H209V108H211ZM223 107H224V105H223ZM162 108L160 111L164 112L166 110V108L164 109V111ZM195 108H193L195 110V112L200 109V108H198V109L196 108L197 109L196 110ZM235 108L237 110V108H240V107H235ZM190 109H191V107H190ZM193 109L191 111H193ZM251 109H249L250 112L252 111ZM38 110H39V113L41 112V114H39L37 116H40V117L38 119L36 117H34V120L35 119H37V120H35L33 122L32 121L33 119H32L31 121L33 123L30 121V123H32V125L29 123V121H28L29 124L28 123L26 124L25 120L27 121V120L31 119V117H32V114H31V117L29 118L30 113H28V112L32 111L31 113L36 114L35 111L37 112ZM156 110L157 109H155V111ZM183 110H184V112H183ZM233 110L235 111V109H233ZM199 111H197V112H199ZM234 111H232V112L234 113ZM237 112H235V114ZM191 113H193V112H191ZM233 113H232L231 118H233ZM248 113H249V111H248ZM27 114L29 115V116H27L29 119L25 117ZM199 114H201V113H199ZM245 114L243 113V115H245ZM168 115H170V117ZM168 115L167 116L170 119L166 116L168 118V121L166 118L165 122L166 123L168 122L171 125V127H172V125H176L175 123H177L179 121V119H180V121L183 120L184 115H186V117L189 116V114H184L181 116L179 113H177V111H176V114H175V112L173 114L171 112V114L168 113ZM176 115H180V118H179V116H176ZM239 115H237V117H239ZM243 115L242 114L240 115L242 120L244 119V118H242ZM211 116H216V117L210 118V119H217L218 118V116L216 114L213 115V113L211 114ZM219 116H221V115H219ZM256 116H257V113H256ZM161 117H163V116H161ZM181 117H183V119ZM198 117H201V115L196 116V117L193 116L192 118L197 119ZM225 117H227V116L225 115ZM174 118H175V121H174ZM192 118L190 117V119H192ZM201 118L198 119L201 121H197L196 123H195V121H192V123H190V119L186 120L185 122L189 121V123H188L189 127L192 124L191 126L194 128L195 125L198 124V122H203V121L206 122L207 120H209L208 118H205L206 119V121H205V119L202 120ZM222 118H224V115ZM233 119H231V120H233ZM171 120H173V123L171 122ZM221 120H223V119H221ZM239 120L240 119L238 118V120H236L237 121L236 123L240 124ZM245 120H247V119H245ZM160 121L161 122L163 121L162 125L166 124V123H164V120H160ZM160 121L158 122L159 124L161 123ZM253 121H254V118H253ZM14 122H16V123L14 124ZM204 122L202 124H204ZM207 122H210V124H212L215 121L209 120ZM221 122H223V121H221ZM224 122H226V121L224 120ZM183 123H181V124H183ZM227 123H228V121H227ZM169 124H167V125H169ZM181 124H180V127H179V125H177V126L179 128H187V126H188L187 124H184L185 126L181 125ZM193 124H194V126H193ZM238 124H236V125H238ZM252 124L254 126V124H256V123L252 122ZM198 125L200 127L203 126L200 124H198ZM233 125L235 127V124H233ZM247 125L248 124L246 123V126ZM249 125H250V123H249ZM177 126H175V127L178 128ZM162 127L163 126H161V128ZM200 127H198V128L196 127V129L194 128V130H191L192 132H190V131L185 132V133H188L189 135H191V138H192V135L197 137V141H198L197 143H201V145L199 144L198 147L203 145L204 140L202 139V137H204V136H202V135L206 134L209 131V129H212V127L210 128V126L208 127V129L205 126H203L201 129H200ZM204 127H205V129H203ZM214 127H216V126L213 125V130H214ZM219 127H217L219 130L217 128H216V130L220 134L219 141H221V139H223L225 136L221 135V133L222 134L224 133L222 131L223 127L222 128H219ZM225 127L226 126H224V128ZM230 127H232V126H230ZM237 127L238 126H236L235 128L238 130ZM240 127H242V126H240ZM166 128H168V127H166ZM176 128L175 129L173 128V129L177 130ZM235 128L232 131H235ZM22 129H25L24 132H21ZM228 129L226 127V131ZM243 129H245V128H243ZM243 129L241 128L242 133L244 131ZM184 130H187V129H184ZM188 130H189V128H188ZM203 130H205V131H203ZM155 131H154V133L156 134ZM160 131H157L158 137H160V135H159ZM180 131H181V129H180ZM215 131L211 132V133H213V136L212 135L211 136H212L214 141L217 140L216 135H215L216 133H214ZM228 131H231V130L229 129ZM228 131H227V134L229 137H231V134L229 135V133H231V132H228ZM239 131H238V133L241 132V131L240 132ZM169 132H172V131L170 130V131H168V133ZM173 132H175V131H173ZM182 133H184V132H182ZM182 133L179 135H178V133H177V135L172 134V137L175 136V139H176L177 138L176 136L181 137L182 135H188V134H185V133L182 134ZM238 133H236V135H235V132H234L233 138H235L234 135L237 137ZM167 135L165 136L166 138L168 137ZM170 135L171 134H169V137H168L169 139L171 137ZM244 135H247V134H245V132H244ZM249 135L252 136V134L250 132H249ZM228 136H226L227 138L225 137V140L228 139ZM242 136H243V134H242ZM66 137H65V139H66ZM187 137H190V136H187ZM208 137H210V136H208ZM205 138H207V137H205ZM150 139H151V141H150ZM157 139L158 138H156V140ZM180 140H181V138H180ZM187 140H189V139L187 138ZM245 140H247V139H245ZM173 141H174V139H173ZM177 141H179V140H177ZM247 141H249V139ZM154 142H155V140H154ZM160 142L163 144L165 143V141L163 142L161 140H160ZM171 142H172V140H171ZM250 142H252V141L250 140ZM23 143L27 144L28 147H26V145H24ZM28 143H31V144L29 145ZM204 143H206V142H204ZM175 144H176V142H175ZM175 144L173 145V147L175 146ZM210 144L212 145V141ZM23 145H24V149H23ZM181 145H182V143L180 144V146ZM214 145H215V143H214ZM214 145H212V146H214ZM219 145H220V143H219ZM219 145H215V146L219 147ZM154 146L157 147V144H155ZM185 147H188L189 149L192 148V147L190 148L189 145L185 146ZM247 147L249 148L250 145ZM161 148L162 149H160V150H157L158 148L157 149L154 148V149H156L160 153L162 152L161 150L166 149V148L164 149V147H161ZM209 148H210V150H209ZM258 148H262V145L253 144L251 150H249V151H250V153L254 154V152L256 151L255 149H258ZM9 149L11 150L10 147H9ZM34 149H36V150L34 151ZM178 149H179L178 151H180V148H178ZM189 149H187V150H189ZM204 149H205V147H203V150ZM156 150H154V151H156ZM169 150L170 149H168V151L166 150L167 152H169L168 154L173 153V152L170 153ZM196 150L197 149H195V151ZM206 150H207V146L205 149V152H207L206 158H205V156H203L206 153L204 154L203 152H202L203 154L201 155V157L199 156L200 159H202V156H203V158H205L204 159L205 161L203 160L204 164H202V165L203 166L205 165V168H206L210 165L215 164V166H214V168H215L216 167V161H215L216 154H215V152H217V153H219V152H218V150L215 151L216 149L213 147H210V146H208V150L207 151ZM84 151H85V154H84ZM199 151H200V149H199ZM220 151L222 152L223 150H220ZM249 151H246L247 153L245 152V155L250 154ZM167 152H165V153L167 154ZM185 152H187V151L185 150ZM160 153H159V155H160ZM162 153L164 154V152H162ZM174 153H176V152H174ZM156 154H158V153H156ZM166 154H164L163 156H165ZM188 155L190 156L189 158H191L193 156H194V159L196 158L194 155V148L191 149V151ZM248 156H252V155H248ZM18 158H19V160H18ZM192 159H190L188 161H191ZM200 159H198V160H200ZM208 160L211 161V164L206 166L207 164H209ZM170 161H173V160H170ZM161 162H163V161H161ZM206 162H207V164H205ZM212 162H214V163L212 164ZM192 163L195 164V163H199V162L198 161L197 162L192 161L191 164ZM200 163H203V162L200 161ZM202 165H201V167H202ZM85 166H87V165H85ZM196 166H197V164H196ZM23 168L25 169V171ZM190 168H192V167H190ZM212 168H213V166H212ZM212 168H211V170H213ZM191 170H189V171H191ZM192 172H193V170H192ZM107 174L105 176H107ZM190 174H192V173H190ZM198 174L196 173V175H198ZM151 176H153V177H151ZM157 179L160 180L159 177H157ZM107 180L108 179H106V181ZM161 181H163L162 178H161ZM16 195H17V193H16ZM10 196H11V193H10ZM248 196H249V199L251 202L249 204V206L250 207L252 206V209L254 206L256 207L257 203H259L258 205H260V204L264 205V197L262 196V194H260L258 189H250V194H248ZM8 197H9V195H8ZM12 197L14 198L15 196L12 195L11 200H12ZM47 198H49V197H47ZM9 199H10V197H9ZM48 200H47V203H49ZM247 202L249 203L248 199H247ZM0 204L2 205L3 203L0 202ZM20 206H19V208H20ZM10 208H12V206ZM50 208L53 210V205L50 207V204H48V207H47L48 210L46 209V213L49 211L50 214H52V215L49 214V216H52V217H49V218L48 217L47 218L42 217V219L41 218H38V219H35V218L34 219H19V220H21L22 225H18L17 227H18V229H20V227H21V230H20L21 232L22 231L26 232V230L30 228V231H32V233L35 234L34 238L33 237L28 238V235H26L27 233L22 232L23 233L22 234L15 227V229L18 231V233H20L22 236L25 234L27 236V240L29 239L28 241L30 242V245H27V246H25V244H24L25 241L23 240V244H24L25 248L22 247V238H14V237L11 238L10 234L8 235V233H10V232L12 234V230L14 229L13 223L10 224L8 222V218L14 212L11 211L12 213L10 215H6L7 217L4 216L6 213L5 211L2 212V213L5 212L4 215L0 214V215L4 216V218L1 217L0 220L1 219L7 220V222L5 220H3V221L1 220V224H0L1 226L4 225L2 227L0 226L2 228V229L1 228L0 229L2 231L5 230V232H4L5 234H3V232L0 233V264H39V263H41V261H44L42 259H45V261H47V262L48 261L51 262V259L49 260L48 257L52 258L53 256L51 257L49 254L43 253L45 255V257L48 256L47 257L48 259L45 257H42L41 256L42 254L40 255V253H41L40 250L43 252L42 249L47 247V249H49V252L51 250V253L53 255L56 254L57 251H54V250H56V248L55 247L52 248V245H51L52 239H50V238L52 236H50V234H51L50 232H53V231L57 232L58 231L57 233L55 232L56 236H57V234H59V235H62V237H63L64 235L60 231H63V233H66L65 229L68 230L69 228L68 227L66 228L65 226H63L65 228H64V230H61L62 229L61 226L65 225L63 223V221H65V220L64 219L63 220L62 219H60V220L54 219L53 214H56V213H55V211L52 212ZM9 209H7V211ZM253 210H255V209H253ZM22 211H23V209H22ZM38 212H40V211H38ZM16 213H15V216H16ZM24 213H25V211H24ZM26 214L28 215L27 211H26ZM40 214L41 213H39V215ZM35 215H36V213H35ZM44 216H48V215H44ZM132 219L133 218H131V222H132ZM23 220H24L25 224L27 223L26 227H25V224L22 223ZM57 220H58V222H57ZM4 221L6 222V225L9 226V224H10L11 229L12 228L13 229L12 230L8 229L9 228L8 226H6L7 228L5 229ZM9 221H10V219H9ZM66 221H67V219H66ZM172 221H175V220H172ZM2 222H3V224H2ZM162 222H163V220H162ZM68 223H70V222L68 221ZM164 223H167V221L163 222V224ZM15 224L17 225V223H15ZM28 224L31 226L29 227ZM57 224H58V226H57ZM157 224L159 225V223H157ZM23 225H24V227H22ZM154 225H156V224H154ZM165 225L166 224H164V226H162V227L166 228V227L170 226V230H171V227H172L171 224H169V226H167V225L165 226ZM56 227H59V228L56 229ZM135 228H136V226H135ZM148 228L145 229V231L141 230V232H139L136 229L137 231H135V233L138 232L137 235H138L139 240L142 241L141 243H143L147 247V249L149 247L148 252H150L152 254L150 247L152 248V246H155L157 244V243H155L156 242L155 236L157 234L154 235L155 240H154V245H153V243H151V241H150V240H152L151 237L153 238V235H151L153 229L151 228V230H148ZM158 228L160 229V227H158ZM15 229L13 232L16 231ZM154 229H155V227H154ZM159 229H158V231H159ZM6 230H8V231L11 230V231L7 232ZM170 230L168 228L167 232H169ZM250 230H251V228H250ZM250 230H249V232L253 231V230H251V231ZM42 231H46L44 233H46L45 235H46V237H48V240H47V238L43 234L44 240H43L42 244L44 246H45V244H47V246H45V247L42 246L41 249H38L39 248L38 247L39 242H41V241H39L37 239H40L39 237L41 236L40 234H42ZM156 232L157 231H155V233ZM262 232L263 233L261 235H257L256 237H258L260 247L264 250V229L262 230ZM55 233H54V236H55ZM14 234H12V235H14ZM16 234H17V232H16ZM158 234H161V233H158ZM163 234H164V232H163ZM56 236H55V239L57 238L59 241L60 237L58 238ZM65 237L67 238L66 234H65ZM25 239H26V237H25ZM30 239H31V241H30ZM66 240L67 239H65V241ZM69 240H71V239L69 238ZM44 241L46 243H44ZM49 241H50V243H49L50 245L48 244ZM54 241H56V240H54ZM152 242H153V240H152ZM55 245L56 244L54 243V246ZM60 246H61V244H60ZM65 246L63 244V246H61V247H63L62 249H64ZM56 247H57V245H56ZM156 248H157V246L155 247V249L154 248L152 249L153 251L155 250L152 255H154L156 253ZM60 249H58V251ZM68 249H70V248H68ZM61 250L59 253H62ZM144 250H146V249L144 248ZM146 251H145V253H146ZM44 252H47V251H44ZM150 253H149V255L147 253L148 257L151 255ZM261 253H262V251H261ZM203 257H204V254H203ZM57 260H58V258L55 259L56 262H57ZM146 260L147 261L149 260L151 264H157L158 263L157 261L155 262L154 259H151V260L146 259ZM177 260L181 261V263L183 262L180 258L179 259L177 258ZM200 260H201V258H200ZM203 260L205 262L204 258H203ZM203 260H201V262ZM204 262H202V264ZM206 262H208V261L206 260ZM206 262L204 264H206ZM52 263H54V260L52 261ZM60 263H61V261H60Z\"/></svg>",
    "mask_w": 264,
    "mask_h": 264
},
{
    "label": "crops",
    "instance_id": "obj_3",
    "mask_svg": "<svg viewBox=\"0 0 264 264\" xmlns=\"http://www.w3.org/2000/svg\"><path fill=\"white\" fill-rule=\"evenodd\" d=\"M69 106H70V104L67 105L65 108L61 109V111H60L61 116L56 119V129L52 134L53 140L59 144L64 142L65 137L67 135V130H66L67 123H68V121H70L72 119V117L75 116V113H76L75 108H71ZM8 123H9L8 119H2L0 117V129L7 126ZM164 182H165V189H166L167 194L171 193V189L168 185V181H167L166 177H165ZM148 201L149 202H148L147 208H148V210H150V209L154 208V201H153V197L151 195L149 196ZM172 207L173 206L168 202H165L163 204L164 212L171 211Z\"/></svg>",
    "mask_w": 264,
    "mask_h": 264
}]
</instances>
